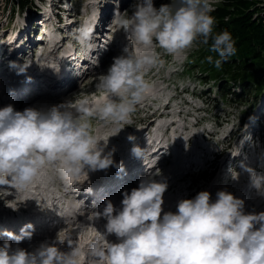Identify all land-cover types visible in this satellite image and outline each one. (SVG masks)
Segmentation results:
<instances>
[{"label":"clouds","instance_id":"obj_1","mask_svg":"<svg viewBox=\"0 0 264 264\" xmlns=\"http://www.w3.org/2000/svg\"><path fill=\"white\" fill-rule=\"evenodd\" d=\"M211 11L209 0H172L158 9L153 0H137L131 15L116 11L117 30L127 34L131 47L126 46L107 73L99 75L97 88L106 94L101 101L89 104L84 99L73 105L68 100L47 110L17 111L11 104L0 108V186L26 189L47 165L57 166L61 179L80 184L87 180L88 171L114 166L124 173L123 163L113 159L115 149L105 152L107 143L102 145L91 134L90 120L127 125L136 106L152 94L153 86L145 76L159 64L154 47L175 57L197 41L208 45L211 40L210 51L218 58L206 59L217 69L235 56L231 33H214ZM93 33L94 27L84 24L74 38L89 44ZM29 66L10 61L17 74ZM128 139L135 138L129 135ZM131 154L144 158V148L134 145ZM240 167L249 174L256 193L264 196V173L244 161ZM160 174L159 169L150 172L140 178L138 187L124 190L119 209L106 199L102 212H95L93 220L102 216L107 222L105 231L90 242L91 264H264V212L245 213L244 201L226 190H219L214 201L210 192L200 191L194 198L179 200L175 212H164L168 184L155 179ZM232 178L238 179V173ZM33 230L28 223L19 235L2 233L8 239L0 246V264H84L82 249L70 235L56 238L60 244L67 241L68 251L47 243L31 252L12 248L10 241L31 240ZM111 234L117 242L107 240Z\"/></svg>","mask_w":264,"mask_h":264},{"label":"rangeland","instance_id":"obj_2","mask_svg":"<svg viewBox=\"0 0 264 264\" xmlns=\"http://www.w3.org/2000/svg\"><path fill=\"white\" fill-rule=\"evenodd\" d=\"M72 1H73L75 8L77 9L76 11L79 12L78 18L81 19L83 17V14L81 12V6L84 5L85 0H68L69 6L70 4H72L71 3ZM156 1L157 0H153V4H154V7H156L157 9L162 4H169L172 2V0H158L157 4H155ZM50 2L51 0H42V1L34 0L33 2L34 5L31 4L28 7L19 8L18 6H16V0H0V46H1L2 38L3 39L10 38L11 36L15 35L17 32H19V36L23 38L25 31H23L22 28L26 27L28 22H30L34 17H37L38 15H42V16L44 15V17L46 16L45 15L46 13L47 15H49ZM119 2L120 1L117 0L116 4L118 5ZM232 2H233V5L237 3L236 0L234 1L233 0H209V5L212 11L219 10L220 12H222L223 10H226L227 7L232 4ZM126 3H128V5L124 7V11L122 10L121 13L126 12L128 14L127 9L128 8L130 9L135 3H137V0H130L129 2L127 1ZM255 5H256V9H253V6L250 8V10H252L253 16L256 18L261 17L264 20V0L260 1L259 3H256ZM230 10H232V8H230ZM9 14L11 15V18L8 20L7 16ZM68 15L69 13L65 12V16H68ZM76 17L77 16H74V18ZM47 20H49V18ZM51 21H53L52 18H51ZM107 26H112V24H109ZM116 36H117V39L115 38L113 32L111 31L109 33V38H107L106 40L111 43L115 42L116 40L119 41L118 35ZM64 39L66 41V38ZM236 43L237 42L235 41V44ZM67 44L68 43L66 42V45ZM3 46H5V43L3 44ZM207 47H208L207 45H203L199 43V41H197L196 43H194L191 49L187 50L185 53L177 55L179 61H174L173 56L164 54L163 50L159 49L158 47H154L155 52L157 48L156 53L159 56V64L157 67L148 71L145 76V79L148 82H150V84L153 86V92L151 95L152 96L154 95L155 97H157L159 103H161L163 101H166V99H168L170 96L174 95L177 92L178 97L179 96L182 97V101L179 100V102H184L185 104L189 103L187 105V110L189 113H186V111H184L185 112L184 114L182 113L179 114L178 111H175L171 115L172 116L175 115V119L177 120V127L180 130L184 129L185 131L184 133L187 136H191V135L193 136V134L195 133L200 135L202 131H204L205 133H208L207 128H213V129L215 128L218 131L217 132L218 134L212 136L213 138L209 141L208 146H207L208 149H212L215 152V155L217 154V151H219L220 149L228 145L229 142H230V145H229L230 149L227 152L229 151L233 152L235 150L237 145L241 143L240 140L236 139V136L238 137V134H236V130L242 124L246 125V124H253L254 122H256V124H254L251 130H255L256 132L261 134V137L264 140V108H263L264 107V88L262 89L261 93H258L254 85L255 84L254 82L245 81L246 85L243 90L241 86L243 85L242 82L239 83L237 81L234 82L233 80H226L225 77L223 76H220L217 79L215 78H211L209 80L205 79L206 76H209V75L207 71H203L204 61L203 62H200V61L204 58L205 53L203 52L207 49ZM257 56H258L257 61L264 58V48L263 49L261 48V52L258 53ZM241 59H243L244 62H246V63L241 64L242 67H245V69L251 68V67L254 70L264 69V64L263 65L262 64H252L251 65V62L248 61L249 58L247 56H244L238 53H236L235 56L229 58L228 61H231V62L236 61L240 63ZM108 68L109 67H107V69L105 70L101 69L99 71H96L92 76H89L87 80L83 82V84H85L84 86L76 87L75 92L73 91L72 93H70L69 95L63 98V100L61 101L62 104L65 101L70 100L71 97H74L75 99L79 101L78 99L79 97L81 96L84 97L87 95L90 98H92L94 103L101 101L106 94L97 88L98 77L100 74H106ZM159 78L161 80H158ZM261 79H264V73L261 75ZM162 80L165 81V83H163ZM89 81L90 82L93 81V82L90 83ZM161 84L163 86L162 88H160ZM182 89H186L190 93H194L198 98L195 99L194 97H189V95H183L181 93ZM228 90H230V92L235 90L241 93V97L235 94H227V97L223 98L221 93H225ZM93 92L98 93V94L94 96ZM151 98L152 97H148V99H151ZM190 99L192 100L191 102L189 101ZM169 103L170 101L167 103V105H169ZM56 105H60V104L57 103ZM165 107H168V106L165 105ZM167 113L168 112H166L165 114ZM190 114L197 115L199 116V118L196 119L193 116L189 117ZM144 115H145L144 112L138 111V105H137L135 108V111L131 113L130 116L133 119L135 118L142 119L144 118ZM156 116L157 114H154L151 117H156ZM249 117H253L254 119H249ZM257 117H259V119ZM147 119L152 120L153 118L151 119L147 118ZM95 120H97V122ZM148 120H146V124ZM131 121L132 120H130L129 118V121L127 123H131ZM196 121H199V122L196 123ZM94 123H99V125L96 124L94 127L98 126L97 129L99 128H101V130L104 129L103 134L105 133L104 135L106 136L109 135V134L107 135V133H109L107 130L109 128L111 129L112 127H114V131H113L114 133L112 132L111 135L109 136L113 135V136H116V139H119V138H123L124 135L127 134V133L124 134L125 132H127V130H124L122 133L119 132L118 134H115L118 127L122 128L123 123L120 125H116L111 122L101 121L98 118H92L90 120L91 134L94 133V128L92 127ZM216 123L219 125L218 128H216L217 127ZM127 125L125 126L128 127ZM251 127L252 126H249L247 130H249ZM241 131L244 132L245 128L241 129ZM249 131H247L246 133H248ZM227 135H230V136L224 139V137H226ZM102 137L103 135H101L100 141H102ZM194 137H193L194 143L199 144V139L197 137L195 138ZM185 138L186 136H182L180 137V140L183 141ZM114 143L116 142H113L112 144ZM112 144L110 146L113 147V149H115L114 148L115 145H112ZM259 144H260V141H255L254 146H257L259 153H263V154L260 157L259 162H257L255 166H252L255 169H260L261 167L264 168V150H262ZM194 151H197V147L195 146H194ZM185 152H188V151L183 148H179L177 150L178 155L181 156L184 160H186L184 162H187L188 164L187 166H189L191 163L190 158H193V157H189L188 154H184ZM231 152L229 156L231 155ZM226 153H224L222 157L218 158L220 160L218 159L215 160V162L218 160V165L216 167V171L212 178L217 179L218 175L224 174V176L226 175L224 178L227 179L231 174L229 169H233L236 166L230 162V159L225 160L227 156ZM235 156L233 159H236ZM211 158H212V155H205V157L203 158V161H205V164H201V167H203V169H208V173H210L211 171L210 166L215 165V162L210 163ZM194 159H198V156L195 155ZM233 161H236V160H233ZM228 164L230 165V167ZM176 168L177 167H174V169ZM198 172H199L198 169L191 170L185 178V184L186 185L189 184V181L191 179L190 175L192 176ZM204 172L207 173V171H204ZM256 172L260 173L259 171H256ZM199 173L201 174V172ZM47 176L50 179L51 175L48 174ZM37 177L39 178L36 181L38 183L44 184V180L46 179L41 176H37ZM197 177H198V181L195 184V188H193L192 186L191 190L196 189V187H198L197 192L199 193L200 191L206 190V186H209L211 181H207L209 184H206L200 175ZM52 179H54L57 182V179L55 177ZM46 182L48 181L46 180ZM237 183H240L239 180H237ZM220 186H221V183H220ZM185 187H181V188H185ZM228 187H231V186H228ZM56 194L60 199L62 198L60 195V192L56 191ZM29 196L30 195L26 197L17 196L16 203H20L19 201H22V199L25 200L24 203L25 202L27 203L30 199ZM44 198H47V195L42 196V198L40 199H44ZM35 200L36 202L39 201L38 198ZM6 202L7 201L0 200V215L2 214L1 211L8 210L7 206L9 205V203L7 205ZM21 206L23 207L24 204H21ZM16 207L18 209L19 205L18 206L16 205ZM6 218L9 219V215L7 212H5V215H3L2 218L0 217L1 219L0 221L4 222ZM61 233H64V231L59 232L57 234L59 235ZM57 234H53V235H57ZM92 234H95V233L90 232L88 236L87 235L85 236L84 233L82 234V232H80V234L77 235L78 238L73 239V240L77 243L81 241L84 242L88 240ZM110 237L112 238V236ZM81 244L83 243H78V246L80 247ZM85 250L86 249H84V251ZM84 253H86V251L82 252V254Z\"/></svg>","mask_w":264,"mask_h":264},{"label":"bare ground","instance_id":"obj_3","mask_svg":"<svg viewBox=\"0 0 264 264\" xmlns=\"http://www.w3.org/2000/svg\"><path fill=\"white\" fill-rule=\"evenodd\" d=\"M114 1H117V0H113L112 1V3L110 2L107 6H105V8H103V9H101V7H102V5H103V3H104V0H99L98 2H97V6H98V11H99V9H101V12H102V16L100 17V19H99V21H100V24H99V30H98V32H97V34H96V36H100V34H102V32L104 31V32H106V33H110L113 29H115L116 27H117V24H116V21L113 19V17H114V15H112V11H113V9H115V3H114ZM128 0H124L123 2H122V8H121V10H120V13H121V11L123 10L124 11V7L125 6H127L128 5V3H126ZM129 2V1H128ZM48 8V7H47ZM50 8V7H49ZM133 6L129 9H127V12H128V14L129 13H132L133 12ZM123 13V12H122ZM50 14V13H49ZM49 19L51 18V16L50 17H48ZM108 24H112V28L111 29H108ZM74 25V24H73ZM112 32H114V30L112 31ZM22 39V37H20V36H18V40L17 41H20ZM98 39V38H97ZM66 41H67V38H66ZM66 41H65V39L63 38V39H61L60 40V42H61V45L60 46H58V47H56L55 48V50H54V52L55 53H57V52H59L60 50H65L64 49V47H65V45H66ZM129 40L128 39H126V42H128ZM10 44H8V45H5V46H3V49H5V51H4V56L5 57H7V58H5V60H8V59H10V58H8L9 57V55H8V52H7V48L8 47H10L9 46ZM20 51H22L24 54H26L27 53V51L25 50V49H22V50H20ZM53 52V53H54ZM31 55H33V54H31ZM12 57V56H11ZM7 69H10V66H8V68ZM37 69H38V66L37 67H35L34 68V70H33V78H36V77H38L39 76V72L37 71ZM100 70V68H98L96 71H99ZM95 73V72H94ZM93 73V74H94ZM92 73H90V74H88L85 78H84V80H83V82H85L86 80H87V78L91 75ZM92 74V75H93ZM96 77V76H95ZM94 81V80H93ZM93 81H89L90 83H92ZM82 82V83H83ZM85 84H82L81 86H84ZM75 92V88H71V89H69L68 91H66L62 96H60V97H58V98H56L55 99V102H53V104L52 105H50V107H52L53 105H56L57 103L58 104H62V100H63V98L65 97V96H67V95H69L70 93H72V92ZM75 94V93H74ZM148 97H152V95L151 96H148ZM70 98V97H69ZM83 97L81 96V97H79L78 99L80 100V99H82ZM155 98H157V97H155ZM41 98H31V99H28V100H25L23 103H22V105L20 106V108H15L14 107V109L15 110H17V111H23L26 107H30L31 106V104H33L35 101H37V100H40ZM156 100H158V98L156 99ZM68 101V100H67ZM69 101H71L72 102V104L73 105H75V104H77V99H75L74 97H71L70 98V100ZM166 106H167V104H166ZM49 107V108H50ZM160 112H156L155 114H157V116L155 117V118H153L152 120H148L147 121V124H146V126H145V128H143V129H141V130H139V132L136 134L137 135V137H142L143 135H145V134H147V132H148V130H149V127H150V125H154L155 124V122L157 121V119H158V117H162V116H164V114H159ZM151 116H153V115H151ZM151 116H149L148 118H150ZM143 119V118H142ZM147 119V118H146ZM163 121L162 120H160L159 122H158V126L162 123ZM145 123H146V121H145ZM148 124H150V125H148ZM185 125V124H184ZM187 126V125H186ZM169 127V125L167 126V128ZM113 128V129H112ZM111 129L109 128L107 131L109 132V133H107V135L109 134V135H111V133L114 131V127H112ZM116 128V127H115ZM188 128V127H187ZM114 133V132H113ZM127 133V134H126ZM125 134H126V136L128 135V131L126 132ZM105 134V133H104ZM104 134H102V135H104ZM108 135V136H109ZM136 135H135V137H136ZM101 136V135H100ZM107 136V138H102V141L100 142L102 145L104 144V143H107V142H109V141H120L122 138H119V139H116V136H110V137H108ZM194 137V136H193ZM195 138V137H194ZM192 138L191 137H188V141H190ZM97 140H99L100 141V138H98ZM128 141V142H127ZM127 144H126V146H123V147H121V148H119V149H122L123 151H124V153L127 151L126 149L127 148H130V147H132L133 145H134V142L136 141V138L134 139V140H129L128 138H127ZM112 145H116V143H114V144H112ZM113 149V147H109L108 146V143H107V146H106V148H105V152H108L109 150H112ZM118 149V148H117ZM117 149H115V150H117ZM200 149H202L201 148V146H200ZM196 155V154H195ZM195 155H193L194 157H195ZM237 155V154H236ZM240 156L239 157H242V154H239ZM234 158V157H233ZM235 158L236 159H233V160H237L238 159V157L237 156H235ZM227 159H229V157H226L225 158V160H227ZM183 160V158L181 157V156H179L178 155V160L176 161V163H175V166L177 167H179L178 168V172H177V174H176V177H173V178H169L168 179V188H167V190L169 191V190H171V191H173V192H176V191H182L184 188H181V187H177L176 188V181L177 180H182V179H185V176H178L180 173L182 174L183 173V171H182V169H181V167H182V161ZM206 162H207V160H206ZM251 162V161H250ZM257 162H259V161H257L256 160V162H254V165L257 163ZM204 163H205V161H204ZM193 164H195V163H193ZM247 164L248 165H251V163H249V162H247ZM229 165V164H228ZM163 165L161 164V165H159V166H157V167H155L153 170H152V172L151 173H154V172H156V170H160V172H162L163 170H164V168L162 167ZM229 167H230V165H229ZM251 167V166H250ZM228 168V167H227ZM244 171V170H243ZM222 172V171H221ZM245 172V171H244ZM171 173V171H167V172H165L164 174L165 175H169ZM41 175H43V177L48 181V182H46V180H44V184H41V183H38L36 180L39 178V177H37V178H35V180L32 182V184H34V186L32 187L33 188V193H26V191L24 190H15L14 188H10L9 186L7 187V188H5L4 189V191L3 192H0V200H2V201H7L6 203H7V205H8V203H9V206H7V208H8V210L7 211H11V213H13V214H15V211L16 210H13V208L12 207H16V205L18 206H21V204H24V206L22 207V208H25V209H19L18 208V210H21V212L23 213V214H26V215H29V216H32V215H35V216H40V215H45L46 213L43 211V209L42 210H39V206H38V203L36 202V200L35 199H37V198H42V196H44V195H47V198H44V199H42L44 202H47V201H49L50 199L52 200V202L53 203H59L60 201H61V199L57 196V194H56V190L57 189H61V187L59 186V180L57 179V177H55L56 179H57V182L54 180V179H52V178H54V175L53 174H49V175H51V180L49 179V177H48V179H47V177L44 175V174H41ZM43 178V179H44ZM166 180H167V178H165ZM169 180L170 181H172V182H169ZM175 186V187H174ZM237 188H238V190L240 191V192H243V193H248L249 195H251V196H254V193H256V192H254L253 191V189H252V185H251V183H248V185H246L245 187L244 186H241V185H239L238 184V186H237ZM185 189H188V186H186L185 187ZM221 188H220V186L219 185H214L213 187H211L210 188V193H214V192H216V191H218V190H220ZM9 190V191H8ZM11 191V192H10ZM10 193V194H9ZM28 195H30L29 197H30V199H29V201L26 203H24V199H22V201H19L20 203H16V198H17V196H23V197H26V196H28ZM68 196H70V195H68ZM19 197H18V199H19ZM79 199H81V197H79V198H70L69 199V206H71L72 204H75V203H77V201L79 200ZM186 199H188V198H186ZM262 200L264 201V197L262 198ZM166 201H170L171 202V204H172V199H168V200H166ZM170 202H167V204H169ZM43 203V202H42ZM41 203V204H42ZM43 205H46V204H43ZM10 206H12V207H10ZM53 206V205H52ZM51 206V207H52ZM173 208V209H175L176 207L175 206H173V204L171 205V206H169V207H167V208H163V206H162V208H163V211H165V210H167L168 208ZM17 209V208H16ZM6 210V209H5ZM6 211V212H7ZM3 212L4 211H1V213L3 214ZM95 212H101V211H99V210H94V211H88V210H84L83 211V213H81L80 215H78L76 218H74V219H72L71 221H68L67 220V222L65 223V224H62V225H60V226H58L57 227V229L56 230H59V231H61V230H63L64 231V233H61V234H59V236L60 237H65V236H67V235H70L73 239H77L78 238V233L80 234V232H82V234L84 233V235L86 236H88L89 235V233L90 232H93V233H95V234H92L91 236H90V238L88 239V240H86V241H84V242H78V243H83V244H81V246H80V248L82 249V252H88V250H89V245H90V242L97 236V235H99V232L101 231V229L102 228H105V224H106V219L104 218V217H99V218H97V219H95V220H93V217L95 216ZM0 217H2L1 215H0ZM15 221H16V224L17 225H20L21 226V228L26 224L25 222H23V220L20 218V217H16L15 218ZM12 222V221H11ZM20 228V229H21ZM37 228H34V230H36ZM89 230H91V231H89ZM47 232L48 233H51L50 235H48V236H44V237H40V238H38L37 239V237H35L34 236V238H31V240H28L27 242H25L23 245H21V247L20 248H23V249H25V250H27V251H29V252H31V251H34L35 249H37L41 244H44V243H47V244H55L58 248H60V250L61 251H68L69 250V248H68V244H67V241H65V243L64 244H60L59 242H58V240L56 239L57 238V235H53V234H57L55 231L53 232V231H50V230H47ZM83 235V236H84ZM109 236H112V238H110V241L111 242H117V238H116V236L114 235V234H111V235H108L107 237L109 238ZM37 239V240H36ZM75 242V241H74ZM76 244H77V246H78V243L77 242H75ZM15 249V248H14ZM84 249H86L85 251H84ZM87 260H88V258L86 257V258H84V264L87 262ZM89 264H91V262H89Z\"/></svg>","mask_w":264,"mask_h":264},{"label":"trees","instance_id":"obj_4","mask_svg":"<svg viewBox=\"0 0 264 264\" xmlns=\"http://www.w3.org/2000/svg\"><path fill=\"white\" fill-rule=\"evenodd\" d=\"M260 1L262 0H236L237 3L235 5H233L232 2V4L222 12L219 10L210 12V15L214 17L216 22L214 33H219L224 30L229 31L234 41L237 42L235 44L237 49L236 53L247 56L251 65L264 64V58L257 61L258 53L261 52V48H264V20L261 17H254L252 10H250L252 6L253 9H256L255 4ZM33 2L34 0H16V6L19 8H25L31 4L34 5ZM230 8H232V10H230ZM207 46V49L203 52L205 53V56L204 58L202 57L203 59L200 61H204L203 71H207L209 75L206 76L205 79H217L218 77L223 76L226 80H233L234 82L237 81L239 83L242 82L243 85L241 86L243 90L246 85L245 81L254 82L258 93L262 92V89L264 88V79H261V75L264 73V69L254 70L252 67L245 69V67H242L241 65L242 63H246L243 59H241L240 63L236 61L225 62L220 69H217L214 63L209 64L206 59L209 55L213 56L214 60L218 58V54L210 51L211 40ZM221 94L223 98L227 97V94H235L241 97V93L235 90L232 92L228 90Z\"/></svg>","mask_w":264,"mask_h":264}]
</instances>
